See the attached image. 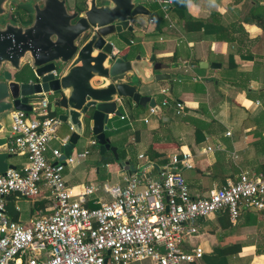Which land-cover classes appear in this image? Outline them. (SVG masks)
Wrapping results in <instances>:
<instances>
[{"label":"crops","instance_id":"crops-1","mask_svg":"<svg viewBox=\"0 0 264 264\" xmlns=\"http://www.w3.org/2000/svg\"><path fill=\"white\" fill-rule=\"evenodd\" d=\"M258 1L264 7V0ZM68 4L74 8L75 0H70ZM172 9L168 12V19L162 20L159 25L146 19L133 22L135 32L130 34V40L134 46L129 48L130 43L126 42L116 47L119 55L127 51L133 55L139 52L142 58L153 55L157 63L158 59L174 57L175 61L163 64H181L172 72L190 79L174 82L173 96H164L160 100H167L170 107L156 104L160 114L151 116L147 123H143L140 117L148 112V107L131 105L122 113L124 119L110 117L108 138L116 151L125 153V160L130 165L131 160L135 163L136 170L144 166L140 175L144 178L156 176L172 156L188 153L193 167L186 169L180 166L179 172L187 183L190 195L200 197L224 185V180L237 178L240 172H246L250 177L261 175L260 166L264 164V32L255 25L243 23L248 13L257 11L252 0L187 2L189 17L205 20L216 14L234 37L229 44L202 31H184L183 22ZM262 11L264 13V9ZM139 23L145 24L143 31H140ZM199 61L218 65L214 68L190 66V63ZM231 61L233 67H230ZM167 88L166 84H160L157 89L160 92ZM152 92L145 91L144 94L152 97ZM174 102L183 105V115L176 114L172 107ZM49 111L51 113L50 105ZM226 132L230 135L227 136ZM69 133L67 125L58 126L56 139L48 145V156L50 150L58 148V140ZM9 136L10 130H4L0 135L7 139V143L0 147V153L6 154L7 165L19 168L26 163V158L5 152ZM84 140L90 152L83 161L71 167L66 176L70 187L103 181L119 183L128 177L126 171L115 164L98 167V147L89 146L94 138L89 136ZM207 148L210 151L203 154ZM149 149L161 153L163 157L148 154ZM81 152L80 148L75 150L74 147L70 155ZM163 159H167V164L161 167L157 162ZM97 195L106 198L101 192ZM52 206V198L46 190L32 199L12 194L6 200L10 218L20 224H28L37 215L49 214ZM198 224L197 234L185 242L184 250H199L202 255L190 264H207L203 258L215 257V248H218L220 258L215 264H225L223 260L226 264H264V219L253 211L242 210L236 224H230L227 217L219 213L201 218ZM133 264L152 263L142 261Z\"/></svg>","mask_w":264,"mask_h":264},{"label":"built area","instance_id":"built-area-1","mask_svg":"<svg viewBox=\"0 0 264 264\" xmlns=\"http://www.w3.org/2000/svg\"><path fill=\"white\" fill-rule=\"evenodd\" d=\"M170 7L169 1L160 4L164 19ZM160 92L168 93L167 89ZM50 101V93H43L32 102L31 112L8 114L10 140L5 152L25 156L26 163L0 173V264H190L202 254L184 250V244L197 234L201 218L219 213L236 224L241 211L250 210L264 219V174L250 177L240 172L235 181L192 197L179 172L180 166L193 167L188 153L172 156L154 177L144 178L134 171L119 183L70 187L66 176L71 167L89 153L84 150L62 159L69 133L47 155L61 125L50 114ZM161 107H170L169 102L162 100ZM172 107L177 115L184 114L182 104ZM156 115L148 107V116ZM142 121L147 123V118ZM89 146H97L96 141ZM43 190L52 198L49 214L37 215L28 224L10 218L5 198L17 194L32 199ZM100 192L106 198L98 196ZM88 202L94 208L86 207Z\"/></svg>","mask_w":264,"mask_h":264},{"label":"water","instance_id":"water-1","mask_svg":"<svg viewBox=\"0 0 264 264\" xmlns=\"http://www.w3.org/2000/svg\"><path fill=\"white\" fill-rule=\"evenodd\" d=\"M168 1L170 9L189 18L186 4L198 0H75L73 9L66 0H0V19L12 2H31L33 10L30 26L0 23V135L1 121L9 113H29L39 95L50 93L51 112L61 125L72 128L62 159L90 136L98 147V167L110 152L129 177L133 166L119 160L105 134L110 131V117L120 118L131 105L153 107L160 114L154 98L144 92L166 84L173 96L174 82L190 78L172 72L182 66L179 63H157L153 55L142 58L139 52L119 55L116 46L125 45L126 34L135 32L133 21L146 19L159 25L164 20L160 4ZM217 65L190 63L199 68ZM6 143L0 137V147ZM5 158L0 153V173L14 169ZM143 169L138 168L139 175Z\"/></svg>","mask_w":264,"mask_h":264},{"label":"trees","instance_id":"trees-1","mask_svg":"<svg viewBox=\"0 0 264 264\" xmlns=\"http://www.w3.org/2000/svg\"><path fill=\"white\" fill-rule=\"evenodd\" d=\"M252 1H254L256 3L257 11L255 9V10H252L250 13H248L243 18V23L255 25V26L259 27L264 32V13L262 11V9H264V7L260 6L258 4L259 3L258 0H252ZM172 10L179 15V18L183 22V30L184 31H186V32H200V31H202V33H204L205 35H214L217 39H221V40L227 42L228 44L232 43L234 41V37L232 36L230 29L223 26L220 23V21L216 17V14H211L209 18L202 20V19H194L192 17L185 18L182 11H176L175 9H172ZM125 40L127 43L130 42V34H126ZM244 59H246V58H244ZM157 61H159L158 63H162V64L163 63H171V62L175 61V58L171 57V58H167V59H158ZM233 66H234V64L231 61L230 67H233ZM174 103H176V102H174ZM50 114L54 115L52 112ZM198 132H200V130ZM105 134H106L107 138L110 135L109 131ZM116 153H117V156L119 157V160H121V161L125 160L126 155L124 152L117 150ZM148 154L154 155V157H163V155L161 153L159 154V152H157L153 149H149ZM108 156H110V158ZM99 158H100V156H99ZM149 159L152 160V158H149ZM105 164H115V165L117 164L114 160V156L112 153L106 152L104 154L103 165H105ZM157 164L159 166L163 167L167 164V159H163L160 163L157 162ZM131 165L133 166L131 172L137 171L136 165L132 160H131ZM259 174H264V164H262L260 166ZM235 180H236V178H234L232 181H235ZM226 182L227 181L224 180V183H226ZM85 205L88 208H94V205L91 202H88ZM13 219H15V218L13 217ZM213 252H214L215 257H204L203 260L205 261V263L215 264L216 259L219 258L218 248H215V250ZM219 260H220V258H219ZM222 262H224L226 264V262L224 260Z\"/></svg>","mask_w":264,"mask_h":264},{"label":"flooded vegetation","instance_id":"flooded-vegetation-1","mask_svg":"<svg viewBox=\"0 0 264 264\" xmlns=\"http://www.w3.org/2000/svg\"><path fill=\"white\" fill-rule=\"evenodd\" d=\"M66 2H67V7L71 8L68 4V0H66ZM32 22H33V10H32L31 2H27V3L12 2L9 5L7 14L2 19H0L1 24L11 23V24H19L23 26H30ZM133 22L131 23V25L133 24ZM138 25L140 31H143L145 24L143 25L142 23H139ZM129 43H130L128 44L129 48L130 46L131 47L134 46L131 40Z\"/></svg>","mask_w":264,"mask_h":264},{"label":"rangeland","instance_id":"rangeland-1","mask_svg":"<svg viewBox=\"0 0 264 264\" xmlns=\"http://www.w3.org/2000/svg\"><path fill=\"white\" fill-rule=\"evenodd\" d=\"M70 0H68V2H69ZM70 5V4H69ZM69 9H72V8H69ZM152 97L154 98V100H155V102H156V104L157 105H159V106H161V102H160V100H161V98L162 97H164V96H170L168 93H166V94H161V92H159V89H157V90H155V91H153L152 92ZM33 116V114L32 113H30L29 114V117L31 118ZM147 118V122H149L150 120L149 119H152L151 118V116H148V112H145L143 115H142V117H140L141 119H144V118ZM144 123V122H143ZM1 124H2V126H3V129L5 130V131H8V130H10V123H9V121H8V116L7 117H5L2 121H1ZM7 129V130H6ZM84 139H81L79 142H78V144L75 146V150H77V149H79L80 148V150H82V151H84V150H87L88 151V153L90 152V150H88V145H87V141H85ZM109 158H110V156H108ZM112 166H114V164H112ZM111 183V182H110Z\"/></svg>","mask_w":264,"mask_h":264}]
</instances>
